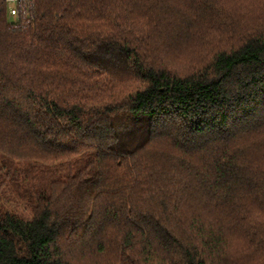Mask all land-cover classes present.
<instances>
[{"label": "trees", "instance_id": "1", "mask_svg": "<svg viewBox=\"0 0 264 264\" xmlns=\"http://www.w3.org/2000/svg\"><path fill=\"white\" fill-rule=\"evenodd\" d=\"M29 1L0 0V264H264V0Z\"/></svg>", "mask_w": 264, "mask_h": 264}, {"label": "built area", "instance_id": "2", "mask_svg": "<svg viewBox=\"0 0 264 264\" xmlns=\"http://www.w3.org/2000/svg\"><path fill=\"white\" fill-rule=\"evenodd\" d=\"M7 14L13 24H18L22 18L30 17V1L29 0H4Z\"/></svg>", "mask_w": 264, "mask_h": 264}, {"label": "rangeland", "instance_id": "3", "mask_svg": "<svg viewBox=\"0 0 264 264\" xmlns=\"http://www.w3.org/2000/svg\"><path fill=\"white\" fill-rule=\"evenodd\" d=\"M176 66H182V62L180 59H178V63ZM21 210H24L26 212V214H28L29 212L27 210H25L24 208H22Z\"/></svg>", "mask_w": 264, "mask_h": 264}]
</instances>
